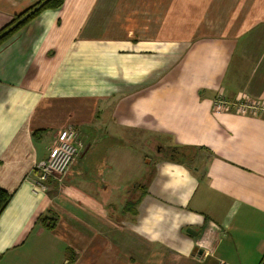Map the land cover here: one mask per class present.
<instances>
[{
	"label": "crops",
	"instance_id": "1",
	"mask_svg": "<svg viewBox=\"0 0 264 264\" xmlns=\"http://www.w3.org/2000/svg\"><path fill=\"white\" fill-rule=\"evenodd\" d=\"M38 1L0 0V32ZM221 96L264 104V0H65L26 22L0 45V264H264V118ZM71 127L79 157L37 190ZM162 142L196 167L152 160Z\"/></svg>",
	"mask_w": 264,
	"mask_h": 264
},
{
	"label": "built area",
	"instance_id": "2",
	"mask_svg": "<svg viewBox=\"0 0 264 264\" xmlns=\"http://www.w3.org/2000/svg\"><path fill=\"white\" fill-rule=\"evenodd\" d=\"M212 107L217 113L235 107L241 114L264 118V104H257L250 100H243V102L235 104L221 96L213 101ZM81 147L82 144L76 132L73 129L65 131L49 156L34 167L33 183L35 188L39 191H46L49 181L62 182L79 157ZM218 264L228 263L219 261Z\"/></svg>",
	"mask_w": 264,
	"mask_h": 264
},
{
	"label": "trees",
	"instance_id": "3",
	"mask_svg": "<svg viewBox=\"0 0 264 264\" xmlns=\"http://www.w3.org/2000/svg\"><path fill=\"white\" fill-rule=\"evenodd\" d=\"M65 0H39L21 15L14 18V20L2 31L0 32V45H2L6 40H8L13 33L20 29L26 22L31 21L38 17L45 10H57L63 4ZM8 32L4 35V33ZM177 150H173L175 152ZM174 161L173 159H170ZM12 195L7 191L0 188V216L5 211L6 207L10 203Z\"/></svg>",
	"mask_w": 264,
	"mask_h": 264
},
{
	"label": "rangeland",
	"instance_id": "4",
	"mask_svg": "<svg viewBox=\"0 0 264 264\" xmlns=\"http://www.w3.org/2000/svg\"><path fill=\"white\" fill-rule=\"evenodd\" d=\"M71 129H73L76 132V134L78 136V139H79V133L76 130V128L71 127ZM165 146L166 145H165L164 142H162V144H158V147L153 152L152 160L156 161L158 159H174V158H177V159L183 161L189 168L196 167L195 163H193L190 160L191 154L189 152L184 151V152H181V154H179L177 151L173 152V149L167 148ZM131 150H132V153L135 154L134 158L137 160V163H136V166H135V170H134L135 172L130 174V178L132 179V180H130V182H131V184H133L134 183L133 179H134V177H136L135 174H137V172H139L140 169H141V174H142L143 169L145 168L144 167L145 163L147 164L149 159H146L145 162H144V161H142V156H140V154H139V157H137L136 150H139V148H137V147L135 148L133 146ZM100 157L101 156L98 155L96 158H100ZM150 165H152V161L150 162ZM150 176H151V173H150ZM147 183H148V180H147V182L146 181L143 182V187L144 188H148L149 184L147 185ZM131 199L133 201V200H135V197H132Z\"/></svg>",
	"mask_w": 264,
	"mask_h": 264
},
{
	"label": "water",
	"instance_id": "5",
	"mask_svg": "<svg viewBox=\"0 0 264 264\" xmlns=\"http://www.w3.org/2000/svg\"><path fill=\"white\" fill-rule=\"evenodd\" d=\"M187 233L190 234V235H192V236H196V235H197V232H195V231L192 230V229H188V230H187ZM197 250H198L197 248L194 249V252H196Z\"/></svg>",
	"mask_w": 264,
	"mask_h": 264
}]
</instances>
